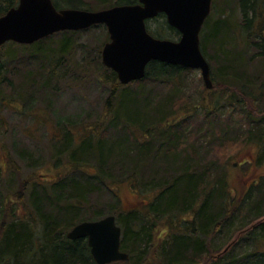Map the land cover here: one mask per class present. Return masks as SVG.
<instances>
[{
	"label": "trees",
	"instance_id": "16d2710c",
	"mask_svg": "<svg viewBox=\"0 0 264 264\" xmlns=\"http://www.w3.org/2000/svg\"><path fill=\"white\" fill-rule=\"evenodd\" d=\"M97 1L102 5L100 10L138 2ZM54 2L58 9H89L83 0ZM238 2L240 18L235 23L225 14L214 23L208 18L204 24L201 47L210 65L217 66L213 67L216 71L212 73L214 88L211 93L220 84L222 87L213 100L206 102V98H200L194 105L195 111L203 109L207 117L212 108L215 112L230 109L233 116L238 115L241 127L237 132L244 134H238L235 139L242 147L258 149L256 158L237 165L241 167L261 165L264 161V0ZM17 4L18 0H0V17ZM147 28L160 39L180 38L164 14L148 20ZM43 41L45 39L31 46L12 45L23 50L27 48L20 53L31 50L29 53L33 56L36 53L48 62L54 61L57 51L65 54L74 49L72 42L67 40L57 51L40 48L33 52ZM209 44L215 51L212 58L206 50ZM256 61L261 63V75L248 73ZM2 67L0 54V72ZM181 70L184 68L154 61L148 65L146 77L141 82L127 86L112 84L119 82L115 72L110 71V76L104 73L111 83L108 108L104 113L106 126L95 124L91 128L99 130L102 138L94 143L84 136L76 146L69 129H87L86 124L79 117L68 118L61 124L65 144L57 149L58 154L67 157V162L74 163L76 168L53 187L44 185L37 189L35 182L32 183L29 216L15 218L10 223L6 220L7 215L11 218L14 215L10 207L13 198L22 201L28 184L16 167L19 162H33L32 157L23 151L19 162H7L9 174L7 167L4 173L0 169V264H96L88 241L69 240L67 234L78 222L95 221L106 215L116 217L122 228L121 249L130 256L128 261L111 264H264V222H259L264 217V176L253 179L239 201L228 189L227 169L218 165L217 160L205 162L202 157L205 151L210 152L209 147L217 138L213 127L206 131L212 140H205L207 133L192 140L188 137L190 131L186 130L189 123L193 124L190 117L182 123L170 117L176 111L175 99L155 96L148 89L150 84H143L160 81L179 88ZM32 76L28 74L26 83ZM66 77L61 72H52L43 77L41 84L33 83L32 87L49 90L55 87L53 84L67 81ZM29 84H18L10 98L15 101L19 99L18 94L27 95L22 89ZM131 99L135 104L134 115L115 110L116 103L121 109ZM5 102L8 105L0 89V104ZM35 102H23V105L27 107ZM121 129L126 131L123 137H119ZM102 140H109L108 145ZM83 165L94 169V173H83ZM147 165L148 169L144 167ZM76 172L79 177L75 176ZM4 175L9 177L3 178ZM124 182L132 183L140 193L154 192V197L144 201L142 209L123 211L117 207V200L118 203L120 200L111 185ZM17 185L19 190L13 193ZM95 195L101 198L112 195L108 198L112 206L106 205L111 209L109 212L105 214L103 209L88 203L89 197Z\"/></svg>",
	"mask_w": 264,
	"mask_h": 264
},
{
	"label": "rangeland",
	"instance_id": "374dc122",
	"mask_svg": "<svg viewBox=\"0 0 264 264\" xmlns=\"http://www.w3.org/2000/svg\"><path fill=\"white\" fill-rule=\"evenodd\" d=\"M83 2L89 7L88 10L91 11H99L100 9L98 8L102 6L97 0H83ZM225 14L227 18L231 17L233 23L240 18L238 0H213L211 15L208 17L211 18V22H216L219 16ZM78 32L74 35L64 32L56 33L46 38L45 41L33 50L34 52L41 48L42 50L54 49L57 51L64 41L68 40L72 42L73 51L65 54L57 51L53 62H48L47 58L45 59L41 55H36V53H33V56L32 53H29L31 50L27 53H20L23 49L13 46L12 43L14 42H8L0 46V54L3 56V67L0 72V89L3 90L6 101L8 100V105H6V102L4 105L0 104V169L4 173L9 160L19 162V155L23 151L31 156L33 161L26 164L23 162L20 164L19 162V165L16 167L20 169L19 172L22 174L23 181H27L28 184L26 185L22 201L13 198L14 203L10 207L14 210V215L12 218L7 215L8 219L6 220L8 223L15 218L29 216L32 211L29 202V192L32 189L31 185L33 182H35L37 189L43 188L44 185L53 187L54 183L60 182L63 177L69 175L70 171L76 168L73 165L74 163L69 164L67 162L68 158L58 154L57 150L65 144V133L61 130L60 126L61 124L63 125L66 119L79 117L88 127L87 129L80 127L69 129L74 145L79 146V142L84 136L87 140L94 143L102 138V133L99 130L91 128L95 124L103 128L106 126L107 121V118H104V113L108 108L107 100L110 99L111 83L107 81L105 74L110 76L109 72L112 70L103 65L101 53L104 45L107 43L109 33L104 25H98L96 29ZM206 48L208 56L214 57L215 51L213 45L209 44ZM23 51H27V48ZM252 54L254 53L252 52ZM213 67H217L215 63L211 64L212 73L214 74L216 69L214 70ZM262 70L261 63L256 61L248 73L261 75ZM52 72H61L62 75L67 76L64 78L67 81L53 84L55 89H39L35 84L32 87L33 83L41 84L40 82H43V77H48V74L51 75ZM180 72L181 78L177 84L182 85H179V88L170 85V83L160 81L149 80L150 82L143 84H150L148 89L155 96L162 95L167 100L169 98L171 100L175 99L176 115L173 114L170 117L172 119L176 117L173 120L177 123H182L183 119L190 117L189 121L193 122V124L189 123L186 130L190 131L188 137L190 136L192 140L199 139L200 136L207 133L206 131L210 126L213 127L217 138L210 145V152L206 153L205 151L202 157L205 159V162L217 160L219 162L218 165L227 169L228 189L240 201L241 196L243 197L247 192V188L253 179L264 176V161L261 165L245 164L241 167L237 166L244 161L255 159L258 151L255 146L242 147L239 143L240 141L238 142L235 139V136H238V134L240 136L244 134L242 131L237 132L238 128L241 127L238 115L233 113L234 117L230 109H221L215 112V109L212 108L209 117L206 116L203 109L202 111L198 109V111H195L194 103L200 98H206V102L213 100V97L220 92L219 88L222 87V84H220L221 86L215 92L211 93L212 90L205 87L200 70L184 69ZM29 73L33 76L26 83ZM29 82L30 84L22 89L28 93V96L26 94L25 96L22 94L19 96L18 94L19 99L13 101L10 96L14 95V89L18 87V84H28ZM139 82L141 81L130 84ZM112 84L121 83L115 82ZM31 101L36 102L33 105L29 104L27 107L23 105V102ZM131 101L132 99L129 100V103L124 104L121 109L120 105L116 103L115 110L118 111L119 109L130 115H134L135 104ZM1 102L4 101L1 100ZM49 103L50 106H48ZM136 111L137 106L135 113H137ZM194 114L199 116L197 117ZM186 125L183 127H186ZM133 131L134 129H132ZM115 132L117 134L118 130H115ZM125 134L126 131L121 129L119 137H123ZM210 136L209 133L208 136L204 137L205 140H212ZM102 141H105L102 143L106 144V146L109 143V140ZM66 142L68 141L66 140ZM222 144L224 146L220 147ZM144 167L148 169V165ZM81 170L85 174L94 173V169L84 165L81 166ZM6 172L9 174L8 167ZM77 173H75V176L79 177L80 175H77ZM4 177L7 178L9 176L4 175ZM18 190L19 187L17 185L11 191L15 193L14 191ZM111 190L117 194L120 200L118 203L116 198L117 207H120L123 211L142 209L144 208L143 202L151 201L154 197V192L146 193V191H143L140 193L141 191L136 189L130 182L112 184ZM108 198H112V195L110 197L106 195L103 198L99 197V195L90 196L88 203L91 206H98V208L103 209V213L106 214L111 210L106 205L109 206L111 204L112 206ZM259 222H264V217Z\"/></svg>",
	"mask_w": 264,
	"mask_h": 264
},
{
	"label": "water",
	"instance_id": "95a60500",
	"mask_svg": "<svg viewBox=\"0 0 264 264\" xmlns=\"http://www.w3.org/2000/svg\"><path fill=\"white\" fill-rule=\"evenodd\" d=\"M213 0H138L100 11L58 9L53 0H19L0 17V46L14 42L32 45L59 32H77L104 25L109 41L102 62L122 85L141 81L147 67L157 61L201 71L205 87L214 88L211 66L201 49L200 34L211 14ZM164 14L180 33L177 41L153 36L147 21ZM69 240L86 239L96 264L128 261L121 249L122 228L114 215L76 225Z\"/></svg>",
	"mask_w": 264,
	"mask_h": 264
}]
</instances>
